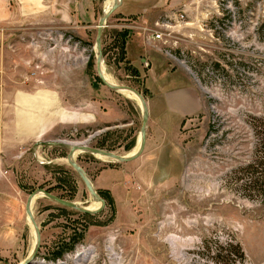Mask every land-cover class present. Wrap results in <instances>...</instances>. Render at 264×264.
I'll return each mask as SVG.
<instances>
[{"label": "rangeland", "instance_id": "rangeland-1", "mask_svg": "<svg viewBox=\"0 0 264 264\" xmlns=\"http://www.w3.org/2000/svg\"><path fill=\"white\" fill-rule=\"evenodd\" d=\"M40 2L0 0V36L22 37L26 43L37 38L45 43L52 38L69 40L71 53L76 54L79 101L89 98L90 87L95 101L106 100L109 94L112 98L107 100L117 104L123 119L76 126L40 148L32 146L23 156L0 155V184H5L1 191L10 192L13 185L19 189L12 188L13 196L23 198L18 206L21 220L11 222L12 234L17 235L15 249L0 258V264H23L34 251L37 238L24 207L35 190L45 189L84 207L97 206L70 166V142L128 156L141 137L142 105L105 86L97 74L99 15L97 27L87 29L86 19L78 17L77 27L70 28L69 13L50 11L54 4L65 9L67 0ZM171 6L152 24V31L163 33L156 42H148L150 31L141 40L114 27L113 15L101 34L104 74L112 84L132 87L146 100L147 141L150 147L161 146L155 158L162 159L167 170L151 171L148 184L137 178L129 184H102L111 174L108 170H129L130 165L77 152L75 161L106 205L97 214H86L40 194L32 206L41 231L36 264H264V185L259 183L264 172L259 150L264 135V0H182V5ZM49 47L45 44L43 50ZM63 47L60 44L55 52ZM145 47L165 56L168 73L184 77L176 76L168 88L187 79L200 104L180 122L174 120L170 136L161 131L159 118L169 117L167 112L179 115L164 103L154 105L164 98L148 87L146 64L153 57L145 59ZM23 48L33 52L31 45ZM193 104L189 99L178 105L187 110ZM142 156L146 157L144 152ZM252 163L258 166L256 175L249 173ZM135 167L137 171L143 165ZM237 243L244 261L234 252ZM81 256L87 259L78 261Z\"/></svg>", "mask_w": 264, "mask_h": 264}, {"label": "crops", "instance_id": "crops-1", "mask_svg": "<svg viewBox=\"0 0 264 264\" xmlns=\"http://www.w3.org/2000/svg\"><path fill=\"white\" fill-rule=\"evenodd\" d=\"M60 0H54V3H59ZM114 0H67L64 4L65 9H55L50 11H59L69 13L68 24L70 28L77 27L78 17L85 18L87 29L97 27L95 21L97 16L103 17L107 12L106 6ZM182 5V0H121L120 5L112 13V17L116 20L114 27H119L128 30L132 37H146V32L153 34L148 35V42L162 39L163 33L153 30L152 24H157L158 16L162 13L171 10L173 3ZM40 0L37 4L40 5ZM112 4V5H113ZM39 10V9H38ZM37 10V11H38ZM73 14V15H71ZM110 16V17H111ZM109 17V18H110ZM106 27V26H105ZM98 29V28H97ZM104 33V29H103ZM162 34L161 38H156V34ZM24 38L14 39L0 36V155L5 157H19L25 155L32 146L40 148L47 140L54 135H63L71 130H76V126H86L101 121L103 123L112 124L120 122L122 112L114 104L111 95H106V100H93L92 88H89L90 96L84 100L78 97L77 84V66L76 54L71 53V45L69 40L61 42L56 38H52L51 42H44V39L39 38L28 41H23ZM142 40V39H141ZM50 41V40H49ZM147 41V40H146ZM145 41V44L147 43ZM50 47L45 52L44 45ZM63 45V49L55 52L57 46ZM129 41L127 42V45ZM32 46L30 49L33 52L25 53L26 46ZM141 45H144L141 41ZM75 48V47H74ZM73 48V49H74ZM145 59H151L152 63L146 64L149 73L148 87L155 93L162 94L164 101L155 102V106L166 104L171 113H166L168 116H160L159 124L161 131L168 133L174 132V120L181 121L182 116L187 112H194L200 108V104L195 96V91L188 80L182 85L175 88H168L172 79L177 75L168 73L167 60L163 54L151 52L145 47ZM58 50V49H57ZM20 51V52H19ZM28 51V50H26ZM75 51V49H74ZM128 55L129 52L126 51ZM144 57H141L143 61ZM154 60V61H153ZM159 70V72H158ZM154 76V79L151 77ZM159 76L161 79H157ZM182 78H184L182 76ZM169 83V85H168ZM109 88V87H108ZM108 93V92H106ZM192 100L194 102L191 109L184 110L179 107L182 100ZM154 106V107H155ZM95 110V111H94ZM100 119V120H99ZM170 136V135H169ZM73 146V143L70 142ZM150 147L149 141L146 142L143 152L146 157L142 158V154L134 160L124 162L125 165H130L129 170H108L111 172L106 182L102 184H129L131 179L137 178L140 182H149L148 175L151 171L158 172L166 171L162 161H157V147ZM158 148V149H159ZM160 156V154H159ZM162 158V155H161ZM158 163V165H157ZM136 165H143L142 169L135 171ZM135 167V168H134ZM159 167V168H158ZM93 183V182H92ZM5 184H0V258H5L14 251L17 235L12 234L11 222L21 220V208L19 204L22 197L10 192L1 191ZM112 189V188H111ZM18 193V192H17ZM38 194L32 201V206ZM29 198V196H28ZM25 207H27V201ZM24 207V208H25ZM23 209V208H22ZM32 209V208H31ZM20 210V211H19ZM27 214V210L25 208ZM33 213V212H32ZM28 216V214H27ZM29 218V216H28Z\"/></svg>", "mask_w": 264, "mask_h": 264}, {"label": "water", "instance_id": "water-1", "mask_svg": "<svg viewBox=\"0 0 264 264\" xmlns=\"http://www.w3.org/2000/svg\"><path fill=\"white\" fill-rule=\"evenodd\" d=\"M121 0H116L114 2V4L110 7L109 10H107V12H105L103 14V17L100 18L99 21V25H98V29H97V37H96V47L97 48V60H96V68H97V74L100 78V80L105 84V86L114 89V90H131L133 92H135L136 94H138L140 96V99L142 101V107H143V122H142V127H141V142H140V147L137 150V152H135L132 155H128V156H122V155H118L114 152H110L104 149H100V148H94L92 146L86 145L84 143L81 142H77L75 144H73V146L70 149V152L68 153V161L71 164L70 166L73 167L78 174L81 176L82 180L84 181V183L86 184V187L88 188V192L91 193V195L95 198L96 202H100V205L98 208L96 209H89L88 207H84L81 206L80 204L76 203V202H70L69 200L63 199L58 195L55 194H51L50 192H48L45 189H37L34 192H32L29 195L28 201H27V214L29 216V221L32 222V225L34 226L35 229V233H36V245L34 246V251L32 252L31 256L27 259H25V261L23 262V264H36L37 260H35V258L37 257V253L40 249V245H41V231L40 228L36 222V220H34V215L32 213V201L33 199L38 195V194H45L48 198L54 200L57 203H60L63 206H67L70 207L72 209H76L79 210L83 213L86 214H97L99 212H101L105 205H106V201L104 198L100 197V195L96 192V189L91 181V179H89V177L87 176L83 166H80L76 161H75V155L77 152H81L82 151H87L90 153H93L95 155H99V156H104L110 159H114L120 162H127V161H131L136 159L137 157H139L143 150L145 149L146 146V141H147V123L149 120V109H148V105L146 100L144 99V97L140 94V92H138L137 90L133 89L132 87H128V86H122V85H117V84H112L110 82H108L104 76V72L102 70L103 67V48H102V35L103 34V29L106 26V20L112 15V13L115 11V9H117V7L120 5Z\"/></svg>", "mask_w": 264, "mask_h": 264}, {"label": "trees", "instance_id": "trees-1", "mask_svg": "<svg viewBox=\"0 0 264 264\" xmlns=\"http://www.w3.org/2000/svg\"><path fill=\"white\" fill-rule=\"evenodd\" d=\"M262 124V123H261ZM262 126H263V129H264V123L262 124ZM263 132H264V130H263ZM260 148H259V150L260 151H262V159H264V135H263V137H262V140H261V143H260ZM261 164H264V160H262V162H261ZM249 168H250V172L249 173H251V174H253V175H256L257 174V171H258V166L257 167H255V165L252 163L250 166H249ZM261 180L259 181V183L260 184H262V185H264V172H263V170H261ZM256 178H257V180L259 179V176H256ZM234 252L236 253V255H238V259L240 260V261H244V259H245V256H244V253H243V251L241 250V247H240V245L237 243L236 245H235V247H234ZM55 253H57V252H55ZM220 253L221 252H219V253H217L218 254V256L220 255ZM57 255H59V254H57ZM56 255V256H57ZM60 256H61V254H60ZM219 258H220V256H219Z\"/></svg>", "mask_w": 264, "mask_h": 264}, {"label": "bare ground", "instance_id": "bare-ground-1", "mask_svg": "<svg viewBox=\"0 0 264 264\" xmlns=\"http://www.w3.org/2000/svg\"><path fill=\"white\" fill-rule=\"evenodd\" d=\"M114 1H116V0H114ZM110 3L105 7L106 8V10H109L110 9V7L112 6V4H113V1H109ZM102 70H104L103 69V67H102ZM104 72V71H103ZM104 74V73H103ZM104 76H105V78H106V80L108 81V82H110V83H112V81L113 80H111V78H110V76L108 75V74H104ZM123 93H126L127 95H129V96H131V97H133V99H136L141 105H142V101H141V99H140V96L138 95V94H136L135 92H133V91H131V90H121ZM140 138V137H139ZM140 142H141V138H140ZM139 147H140V143H139V146L130 154V155H132V154H134L135 152H137V150L139 149ZM100 202H94V204L93 205H97L95 208H92L91 206H89L88 208L89 209H96V208H98L99 207V204ZM34 231H35V229H34ZM36 232V231H35ZM34 232V235L36 234ZM35 242V241H34ZM35 244H36V242H35ZM33 249H34V247H33ZM32 250V249H31ZM33 251V250H32ZM87 258H85V256H81V257H79V259H78V261H80V260H82L83 262H84V260H86ZM80 263V262H79ZM84 264V263H83Z\"/></svg>", "mask_w": 264, "mask_h": 264}, {"label": "built area", "instance_id": "built-area-1", "mask_svg": "<svg viewBox=\"0 0 264 264\" xmlns=\"http://www.w3.org/2000/svg\"><path fill=\"white\" fill-rule=\"evenodd\" d=\"M155 36L156 38H161L162 34L157 33Z\"/></svg>", "mask_w": 264, "mask_h": 264}]
</instances>
